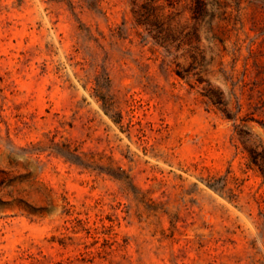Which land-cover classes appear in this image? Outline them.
<instances>
[{"label": "rangeland", "instance_id": "rangeland-1", "mask_svg": "<svg viewBox=\"0 0 264 264\" xmlns=\"http://www.w3.org/2000/svg\"><path fill=\"white\" fill-rule=\"evenodd\" d=\"M204 1L0 0V264H264V0Z\"/></svg>", "mask_w": 264, "mask_h": 264}, {"label": "trees", "instance_id": "trees-1", "mask_svg": "<svg viewBox=\"0 0 264 264\" xmlns=\"http://www.w3.org/2000/svg\"><path fill=\"white\" fill-rule=\"evenodd\" d=\"M156 1V0H151ZM154 7V5H152ZM207 4L204 0H195V5L192 8L193 17L196 20H201L205 13L207 12ZM70 8L73 10V5L70 4ZM157 7H154V9ZM204 58V57H203ZM179 73V72H178ZM199 82L204 81L202 76L198 78ZM94 96L101 101V105L104 111L107 114H110L111 117L118 123L122 120V114L115 112V114H111L113 111V98L110 96V79L108 76H104L103 73L96 76L94 82ZM210 102L218 107H220L221 103L227 105V102H223V98L220 92L212 89L207 92ZM227 115H230L227 108H221ZM241 109V106L240 108ZM54 151L56 154L64 157L67 161L75 164L76 166L82 169H90V170H98L100 172H106L112 177L121 180L124 182L127 188L132 187V182L130 176L126 173L125 169L121 166H113L103 165L94 157V154L91 152H83L79 150L78 146H73L70 143H57ZM251 162L256 164L259 167V170L264 178V147L263 151H257L255 149L251 150ZM208 185L215 189L218 192L223 193V189L225 187L224 184H219L218 181L208 182Z\"/></svg>", "mask_w": 264, "mask_h": 264}]
</instances>
